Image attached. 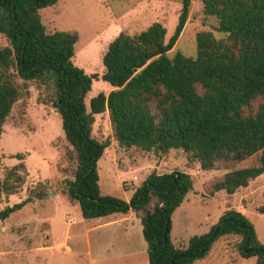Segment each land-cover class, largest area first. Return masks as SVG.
Instances as JSON below:
<instances>
[{
	"label": "trees",
	"instance_id": "obj_1",
	"mask_svg": "<svg viewBox=\"0 0 264 264\" xmlns=\"http://www.w3.org/2000/svg\"><path fill=\"white\" fill-rule=\"evenodd\" d=\"M58 0H0V138L14 104L22 97L17 78L36 80L49 88L50 102L75 153L74 180L67 195L85 219L132 211L140 220L149 264H193L205 258L214 243L237 235L244 258L264 264V245L248 218L226 210L219 223L191 237L184 247L171 240V217L192 189L191 175L181 170L151 172L129 201L102 195L97 162L109 141L92 137L95 116L106 111L121 147L156 154L182 150L204 170L223 167L211 195L238 189L264 174V0H202L203 13L217 21L215 30L196 34L197 54L187 57L173 49L188 20L191 0L182 10L172 36L161 22L112 39L102 57L104 72L87 74L73 58L77 31L48 32L40 10ZM94 80L113 89L86 103ZM22 159V155H16ZM250 159L255 162L240 165ZM27 171L20 163L0 179L1 196L18 193ZM39 192L0 210V221L22 209ZM264 214V200L257 208ZM164 242L166 246L164 248Z\"/></svg>",
	"mask_w": 264,
	"mask_h": 264
},
{
	"label": "rangeland",
	"instance_id": "obj_2",
	"mask_svg": "<svg viewBox=\"0 0 264 264\" xmlns=\"http://www.w3.org/2000/svg\"><path fill=\"white\" fill-rule=\"evenodd\" d=\"M181 10L182 0H58L40 13L48 32H78L74 64L87 74L101 75L102 57L120 32L134 34L158 21L165 26L169 39ZM215 26L216 19L204 15L202 0H191L187 23L168 56L181 52L195 57L198 32L212 31L216 38L223 37ZM6 44L0 36V46ZM16 81L22 97L14 104L0 138V179L20 163L25 165L27 175L18 193L1 196L0 210L24 200L31 192H39L42 197L0 221V264H149L140 220H136L131 236L122 223L105 224L104 217L83 218L79 205L69 199L67 180L75 178V153L65 138L60 115L50 102L49 88L36 80ZM112 89L106 82L94 80L87 106L99 92L107 94ZM92 137L110 143L97 162L102 195L129 201L153 171L163 174L181 170L191 175L192 189L171 217L170 236L175 245L184 247L191 237L207 233L229 209L248 218L264 245V214L257 211L264 200V174L233 195L222 190L212 196V184L224 175L223 167L204 170L182 150L156 154L121 147L108 111L95 116ZM19 154L22 159L16 157ZM254 162L250 159L234 167ZM92 225L99 227L89 231L88 236L86 230ZM240 240L237 235L220 239L213 244L211 263L204 259L196 264H256V257L240 255ZM126 251L135 256L127 261L114 259Z\"/></svg>",
	"mask_w": 264,
	"mask_h": 264
},
{
	"label": "crops",
	"instance_id": "obj_3",
	"mask_svg": "<svg viewBox=\"0 0 264 264\" xmlns=\"http://www.w3.org/2000/svg\"><path fill=\"white\" fill-rule=\"evenodd\" d=\"M104 223L105 224H117V223H122V224H124L125 226H126V230H128V232H130V234H131V236H132V232H131V230H133L132 228L134 227V225H135V222H136V220L138 219L139 220V218L132 212V211H129L128 213H125V214H123V213H114V214H111V215H108V216H105L104 217ZM141 223V222H140ZM142 226V225H141ZM98 225H92V226H90L87 230H86V232H87V234H88V236H89V231H93V229H98ZM130 234H128V235H130ZM131 237L130 236H128V242H131V239H130ZM85 240H86V242L87 241H89V239H87V237L85 238ZM172 242H173V239H172ZM129 246H130V243L128 244ZM128 245H126V246H128ZM86 247L87 248H89V243H86ZM132 248V247H131ZM212 248H213V246H212ZM212 248H211V250H210V252H209V254L205 257V258H202V259H198V260H196L193 264H196L198 261H202V260H204V259H207L206 261H208V259H209V262L211 263V259H210V257H212L211 255H212ZM133 249V248H132ZM90 256H92V254H91V252H90V254H89ZM135 255H134V253H132V252H124V253H122V254H120V255H116L115 257H114V259H122V260H124V261H127V260H129V259H132L133 257H134ZM101 258V257H100ZM99 258V259H100ZM98 259V260H99ZM112 259V258H111ZM97 261V260H96ZM94 263H95V259H94ZM201 264H202V262H201Z\"/></svg>",
	"mask_w": 264,
	"mask_h": 264
},
{
	"label": "water",
	"instance_id": "obj_4",
	"mask_svg": "<svg viewBox=\"0 0 264 264\" xmlns=\"http://www.w3.org/2000/svg\"><path fill=\"white\" fill-rule=\"evenodd\" d=\"M165 246H166V243L164 242V248H165Z\"/></svg>",
	"mask_w": 264,
	"mask_h": 264
}]
</instances>
